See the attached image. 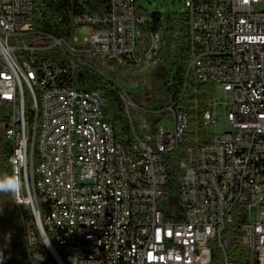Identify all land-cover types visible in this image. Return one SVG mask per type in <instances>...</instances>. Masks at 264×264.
Instances as JSON below:
<instances>
[{"label": "built area", "instance_id": "obj_1", "mask_svg": "<svg viewBox=\"0 0 264 264\" xmlns=\"http://www.w3.org/2000/svg\"><path fill=\"white\" fill-rule=\"evenodd\" d=\"M136 4L111 0L108 14L75 15L71 38L62 40L29 33L32 0H0V101L8 107L11 173L23 180L13 200L27 245L36 247L29 262L220 264L232 254L238 264H264V0H185L191 42L198 43L187 85L209 83L213 93L201 119L209 137L186 148V177L167 207L162 156L181 143L187 116L170 109L154 142L128 153L95 97L64 87L74 58L136 56L142 28L152 23L137 15ZM147 36L144 58L152 60L160 36ZM52 48L69 56V67L39 57ZM29 94H38V107ZM122 94L128 115L140 110ZM20 108L31 110L30 132L18 126ZM221 119L227 129L217 132ZM127 208L136 209L134 245H125ZM37 252L43 261L32 260Z\"/></svg>", "mask_w": 264, "mask_h": 264}, {"label": "trees", "instance_id": "obj_2", "mask_svg": "<svg viewBox=\"0 0 264 264\" xmlns=\"http://www.w3.org/2000/svg\"><path fill=\"white\" fill-rule=\"evenodd\" d=\"M33 25L29 26V33L36 37H52L55 39L69 40L75 30L72 23L73 17L78 14L105 15L110 11L111 0H32ZM137 15H146L152 23L142 28L145 35L136 56L132 60L108 59L111 66L121 68L123 65L135 64L137 59H143L149 64L141 73L148 84L147 92L142 96L143 105L138 107V114L144 116L150 125V140H146V132L139 128V124L129 115L123 102L122 89L111 79L99 74L83 57L73 59L75 69L69 70V75L64 79V87L85 91L98 101L103 121L108 123L113 131L115 141L122 145L126 152H133L136 140L152 144L158 133L159 124L171 116L170 109L187 116L188 126L181 143L171 152L162 156L166 171L164 186L165 197L168 202L177 199L180 184L186 177L188 167L185 163V153L188 146L202 144L208 135L202 124V114L207 107V102L213 93V86L209 83L193 82L187 85L186 69L195 52L191 42L190 20L185 12L169 11L167 13L149 14L145 9L136 4ZM160 33V41L156 55L152 60H146L144 53L148 47V33ZM47 62H58L69 67V56L61 49L52 48L39 55ZM107 59V58H105ZM121 61V64L117 62ZM146 63H144L145 66ZM132 101L133 95L127 93ZM30 105V104H29ZM8 107L0 101V123L4 124L3 133L0 134V176L7 173L12 175L9 157L12 144L6 136V118ZM31 110L26 108V123L28 132L32 128ZM137 138V139H136ZM180 151V153H179ZM37 161L34 155L33 163ZM0 199L9 202L15 215L9 216L6 222L0 221V247H4L7 234H11V242L4 247V264H30L29 254L36 247L29 248L26 242L24 223L20 212L14 204L13 195L0 193ZM242 209V208H239ZM239 222L235 221L233 228H238ZM236 235H239L235 231ZM39 236L37 243L39 244ZM231 253L238 251L235 244L231 245ZM241 256L240 252H237ZM234 264H238L232 259Z\"/></svg>", "mask_w": 264, "mask_h": 264}, {"label": "rangeland", "instance_id": "obj_3", "mask_svg": "<svg viewBox=\"0 0 264 264\" xmlns=\"http://www.w3.org/2000/svg\"><path fill=\"white\" fill-rule=\"evenodd\" d=\"M139 6L147 11V13H167L169 11L184 12L185 11V0H137ZM264 9V4L259 7V10ZM160 36V33H159ZM91 66L102 76L113 80L124 92L133 95L132 103L136 107H141L143 102L140 101L142 96L148 90V84L145 79L142 78L141 73L145 71L149 64L143 59H137L135 64L123 65L121 68L111 66L109 61L104 57H92L87 56L85 58ZM121 64L122 62H117ZM144 63L145 66H144ZM128 95V94H127ZM132 119L139 124V128L146 132V140H150L151 136L148 134L150 125L146 118L133 109H131ZM223 120H219V126L216 128L217 132L225 131L227 128L222 125ZM164 128L172 130V124H165ZM4 124L0 123V134L3 133ZM180 153V151H179ZM166 200L161 203L162 206L167 207ZM15 211L12 209L9 202L0 199V221L6 222L9 216L15 215Z\"/></svg>", "mask_w": 264, "mask_h": 264}, {"label": "bare ground", "instance_id": "obj_4", "mask_svg": "<svg viewBox=\"0 0 264 264\" xmlns=\"http://www.w3.org/2000/svg\"><path fill=\"white\" fill-rule=\"evenodd\" d=\"M188 16L191 26V15ZM192 44L195 47L194 49L198 50V43H192ZM123 102L126 108L127 98H125L124 94H123ZM29 104L31 105V107H38V94H29ZM95 104H98V107H100L96 99H95ZM25 115H26V108H20L19 110H17V123L18 126H21V132H28ZM134 145H141V142L139 140H136ZM185 156L186 159H191V149L186 150ZM21 181L23 184V180ZM21 190H23V187ZM239 208L246 209V202H238V209ZM135 218H136V209L127 208V220H129V224H128V232L127 234H125V245H134V233H137V223ZM220 264H229V260L222 259L220 260Z\"/></svg>", "mask_w": 264, "mask_h": 264}, {"label": "clouds", "instance_id": "obj_5", "mask_svg": "<svg viewBox=\"0 0 264 264\" xmlns=\"http://www.w3.org/2000/svg\"><path fill=\"white\" fill-rule=\"evenodd\" d=\"M22 187L23 184L18 174L14 173L12 175H9L5 173L2 176H0V193L15 195L22 189ZM10 242H11V234L9 233L6 235L4 247L10 244ZM49 243L50 241L46 245H48ZM4 247H0V264H4V261L7 259V257L4 256ZM44 258L45 257L41 253L37 252L32 257V260L34 262L43 261Z\"/></svg>", "mask_w": 264, "mask_h": 264}]
</instances>
